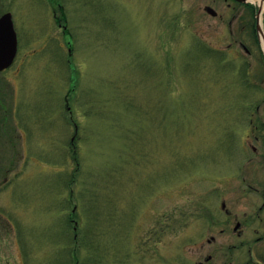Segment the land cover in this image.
<instances>
[{
  "label": "rangeland",
  "instance_id": "1",
  "mask_svg": "<svg viewBox=\"0 0 264 264\" xmlns=\"http://www.w3.org/2000/svg\"><path fill=\"white\" fill-rule=\"evenodd\" d=\"M205 5L0 0V264H194L258 210L263 45Z\"/></svg>",
  "mask_w": 264,
  "mask_h": 264
},
{
  "label": "flooded vegetation",
  "instance_id": "2",
  "mask_svg": "<svg viewBox=\"0 0 264 264\" xmlns=\"http://www.w3.org/2000/svg\"><path fill=\"white\" fill-rule=\"evenodd\" d=\"M224 1L226 7L223 13H219L213 8L216 14L209 15L218 17L219 22L224 23L229 31L233 32L235 29L244 33L253 31L254 40L256 42L260 40L262 43L261 36L264 38V0ZM255 5L257 6L255 7ZM259 30L263 32V35L259 33ZM229 45L231 47L242 46L249 53L246 44L241 39L233 40L229 42ZM255 139L259 140V145L262 144L264 152V138L255 137ZM251 148L253 152L257 151L256 147L252 146ZM246 187L250 188L249 185ZM225 206V202L222 201L220 207L228 215L227 223L218 229V234H211L208 238H204L205 241L201 240L198 244L196 243L197 250L194 251L197 253L195 259L198 260L194 261V264H264V191L261 192L258 210L247 218L240 217L238 213L229 211ZM243 216H245V212ZM251 220L255 223L258 220L259 223L252 226L254 222H250Z\"/></svg>",
  "mask_w": 264,
  "mask_h": 264
},
{
  "label": "water",
  "instance_id": "3",
  "mask_svg": "<svg viewBox=\"0 0 264 264\" xmlns=\"http://www.w3.org/2000/svg\"><path fill=\"white\" fill-rule=\"evenodd\" d=\"M204 10L211 15L216 14L210 6H204ZM259 33L263 35L261 30H259ZM16 52L17 38L13 28L11 15L10 13H5L0 16V71L6 69L12 64Z\"/></svg>",
  "mask_w": 264,
  "mask_h": 264
},
{
  "label": "bare ground",
  "instance_id": "4",
  "mask_svg": "<svg viewBox=\"0 0 264 264\" xmlns=\"http://www.w3.org/2000/svg\"><path fill=\"white\" fill-rule=\"evenodd\" d=\"M261 39L263 40V36H261Z\"/></svg>",
  "mask_w": 264,
  "mask_h": 264
}]
</instances>
